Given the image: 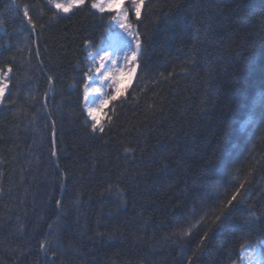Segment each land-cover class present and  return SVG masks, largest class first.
<instances>
[{
    "label": "trees",
    "instance_id": "16d2710c",
    "mask_svg": "<svg viewBox=\"0 0 264 264\" xmlns=\"http://www.w3.org/2000/svg\"><path fill=\"white\" fill-rule=\"evenodd\" d=\"M54 12L0 0V264L45 240L56 264H264V0H145L104 133L84 73L111 13Z\"/></svg>",
    "mask_w": 264,
    "mask_h": 264
},
{
    "label": "snow or ice",
    "instance_id": "6c2138e0",
    "mask_svg": "<svg viewBox=\"0 0 264 264\" xmlns=\"http://www.w3.org/2000/svg\"><path fill=\"white\" fill-rule=\"evenodd\" d=\"M48 3L55 9L53 15L58 13H73L74 10L80 9L85 5L90 6L91 9L101 14L105 12L111 13L109 27L115 24L118 29L122 30V33L119 35V46L113 53L110 54L109 51V48L112 47L111 45H109V47L97 48L95 53L89 51L91 63L84 73L85 78L92 82L91 87L88 84L85 85V100L95 103V100L99 99V104L95 108L91 106L86 108L87 115L91 119V131L92 133H104V124L98 120L95 113L102 111L105 105L116 101L121 91L127 92V88H118L121 78L125 76L131 78L132 75L137 72L139 67L138 58L142 50V41L137 23L141 19L142 9L145 7V0H48ZM20 7L19 4H16V11H19ZM130 14L134 17L136 23L130 18ZM23 17L27 20L32 30H35L37 25L33 21L30 15V9L27 5L23 6ZM85 47L93 49L96 46L91 42H86ZM117 53L122 55V66H120V55H117ZM12 71L11 64L0 68V105L5 102V94L8 90V83L11 80L10 74ZM103 86L109 87L111 92L103 93ZM90 92L103 94V98L101 99L99 95L90 97ZM261 118L264 119V115H262ZM109 122H111V118H109ZM51 154L55 156V150H53ZM241 187H243V185H241ZM238 195H240L239 191L234 193L231 199L227 201L225 207L232 205ZM56 203L59 205L61 202L58 200ZM221 211H223V209ZM216 219H219V216H217ZM49 228H51V225H49ZM182 234L186 235L188 233L184 232ZM247 247H251V245ZM40 249L46 256L51 252L47 264H56L58 252L52 251L48 247L46 240L41 241ZM249 264H252L251 260Z\"/></svg>",
    "mask_w": 264,
    "mask_h": 264
},
{
    "label": "rangeland",
    "instance_id": "374dc122",
    "mask_svg": "<svg viewBox=\"0 0 264 264\" xmlns=\"http://www.w3.org/2000/svg\"><path fill=\"white\" fill-rule=\"evenodd\" d=\"M110 23V22H109ZM122 33V30L118 29V27L115 24H112L111 26V30L109 31V33L106 36V39L104 41L103 44H101L100 46H98L97 48H103V47H109V45H111L112 47L109 48L110 54L113 53L115 51V49L119 46V35ZM134 47V45H133ZM97 48L95 49V51L93 53L96 52ZM117 55H120V66L123 65V59H122V55L117 53ZM98 60V57H97ZM90 63H91V59H90ZM103 71V70H102ZM134 75V74H133ZM132 75V77H133ZM132 77L129 78L127 76L121 78L120 84L118 85V88L120 89H124L126 87V85L132 80ZM91 81L88 80L87 84L91 87ZM111 89L107 86H103V93H110ZM122 92V91H121ZM120 92V93H121ZM119 93V94H120ZM102 99L103 98V94H97V93H89L90 97H96L98 96ZM99 104V99L95 100V103H91V101H86L84 103L85 109L88 106H91L93 108H95L97 105ZM106 106V105H105ZM105 108V107H104ZM103 108V109H104ZM103 111V110H102ZM102 111H98L95 113V115L97 116V118L99 117V115L102 113Z\"/></svg>",
    "mask_w": 264,
    "mask_h": 264
},
{
    "label": "bare ground",
    "instance_id": "6f19581e",
    "mask_svg": "<svg viewBox=\"0 0 264 264\" xmlns=\"http://www.w3.org/2000/svg\"><path fill=\"white\" fill-rule=\"evenodd\" d=\"M85 103V102H84Z\"/></svg>",
    "mask_w": 264,
    "mask_h": 264
}]
</instances>
